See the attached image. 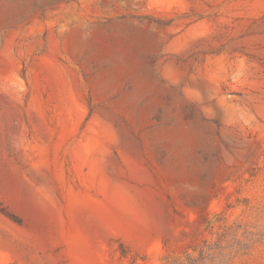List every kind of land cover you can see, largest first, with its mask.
I'll return each instance as SVG.
<instances>
[{"label":"rangeland","instance_id":"rangeland-1","mask_svg":"<svg viewBox=\"0 0 264 264\" xmlns=\"http://www.w3.org/2000/svg\"><path fill=\"white\" fill-rule=\"evenodd\" d=\"M0 264H264V0H0Z\"/></svg>","mask_w":264,"mask_h":264},{"label":"bare ground","instance_id":"bare-ground-1","mask_svg":"<svg viewBox=\"0 0 264 264\" xmlns=\"http://www.w3.org/2000/svg\"><path fill=\"white\" fill-rule=\"evenodd\" d=\"M197 33L194 31L182 34L178 38L174 39L169 47L177 51L178 53L185 52L186 48L194 43V39ZM165 74L170 78H178L180 76V71L173 65V63H168L164 68ZM194 87H200L205 89V82L195 81ZM99 121V128L101 130L102 136L105 138V142L97 150L98 160L107 161L113 158V148L121 147L130 142L129 135L125 129L117 125L111 116L106 113L100 112L95 115V120ZM115 187L117 192L126 200L125 202L132 208L133 213L143 221H150L154 217V212L152 210L150 201L139 188L130 185L126 182L116 181Z\"/></svg>","mask_w":264,"mask_h":264}]
</instances>
